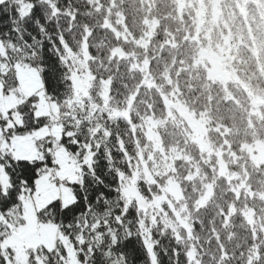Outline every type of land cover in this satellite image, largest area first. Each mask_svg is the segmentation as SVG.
<instances>
[{
  "label": "trees",
  "instance_id": "1",
  "mask_svg": "<svg viewBox=\"0 0 264 264\" xmlns=\"http://www.w3.org/2000/svg\"><path fill=\"white\" fill-rule=\"evenodd\" d=\"M54 11L72 82L60 121L71 117L77 130L87 121L124 153L121 198L203 264L264 231V160L254 148L264 146V0H70ZM181 107L203 123L208 147ZM145 162L158 175L137 181L138 196L163 195L170 176L180 198L141 207L128 190Z\"/></svg>",
  "mask_w": 264,
  "mask_h": 264
},
{
  "label": "snow or ice",
  "instance_id": "2",
  "mask_svg": "<svg viewBox=\"0 0 264 264\" xmlns=\"http://www.w3.org/2000/svg\"><path fill=\"white\" fill-rule=\"evenodd\" d=\"M69 2L0 0V92L22 101L6 115L0 112V264H203L202 255L193 259L175 235L161 233L162 225L152 227L135 200L121 198L126 168L118 146L101 142L103 133L93 135L87 121L77 130L71 117L41 115L39 89L27 99L19 91V69L30 67L49 104L67 100L71 72L62 62L63 28L54 9L63 12ZM61 123L57 141L51 130ZM44 129L49 134L39 136ZM25 138L34 155L18 154L24 146L17 141ZM57 148L75 158L78 171L58 174ZM45 181L56 191L40 207L36 197ZM255 233L244 245L225 248L213 264H264V231Z\"/></svg>",
  "mask_w": 264,
  "mask_h": 264
},
{
  "label": "rangeland",
  "instance_id": "3",
  "mask_svg": "<svg viewBox=\"0 0 264 264\" xmlns=\"http://www.w3.org/2000/svg\"><path fill=\"white\" fill-rule=\"evenodd\" d=\"M221 61L220 59H214V72H220L221 70ZM19 76L21 78V85L19 88V91L23 93L24 99H26L29 95H32L39 89V95L41 96V102L39 105V110L41 115H48L51 121H60V112H61V105H55V104H49L47 102L46 97L44 96V88L41 81V78L37 71L31 69L30 67H21L19 69ZM74 81L76 85V89L79 90L82 88V83L78 77V75L74 76ZM21 100H18L14 95L11 96H5L2 92H0V111L3 112L5 115L7 114L8 109L15 108L18 103H21ZM186 111L184 107H181V112ZM14 118L19 122V114L13 113ZM153 124L151 123V126ZM194 125V132L195 136L197 137L198 142L203 148L208 147L205 140V130L203 123L195 120L193 121ZM63 131V125L61 124H53L51 134L54 135L57 139V141L60 138V134ZM149 137L154 140L155 144H157V147H160L159 138L154 131L152 127L148 130ZM48 133V129L42 130L38 135L44 136ZM18 145H23V149L18 150V154L23 155L25 153L29 155L35 154V149L32 147V140L31 138H25L24 140H18ZM254 148L259 150L258 156L261 155V158L264 160V146L261 144H257ZM56 157L57 162L61 164V171L60 175H71L74 174L76 171H78V167L75 162V158L71 157L70 154L66 153L63 148H57L56 149ZM161 164V165H160ZM147 163L145 162L142 166V169H138L134 176L133 180L131 182V187L129 188V193L132 195H137L141 207L147 211H152L153 208L157 207L159 203L167 202L168 197L170 198H180L181 196V188L179 183L173 179L172 177L167 176V184L164 187V194L161 196H156L154 200L151 202H145L141 199V197L138 196L137 190L135 189V185L139 179H144L145 176H149L151 181H156L155 176L158 175V170H162L165 166L168 165V163H165V166L162 165L161 161L154 160V165L157 166L158 170L152 172L149 170V167H147ZM160 165V166H159ZM162 166V168H161ZM221 172H225V165L221 163L220 165ZM144 176V177H143ZM153 177V178H151ZM55 189L53 186L49 185L47 181H45L38 189V195H37V204L38 206L42 207L44 203L48 201V199L54 198L55 195ZM153 217H155L153 215ZM177 220L181 223H183L182 218L180 214L176 215ZM32 224H35V217L32 218ZM35 229L33 228V231Z\"/></svg>",
  "mask_w": 264,
  "mask_h": 264
},
{
  "label": "water",
  "instance_id": "4",
  "mask_svg": "<svg viewBox=\"0 0 264 264\" xmlns=\"http://www.w3.org/2000/svg\"><path fill=\"white\" fill-rule=\"evenodd\" d=\"M183 115L189 120L192 121L191 115H189L187 112H184Z\"/></svg>",
  "mask_w": 264,
  "mask_h": 264
}]
</instances>
